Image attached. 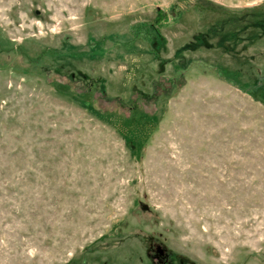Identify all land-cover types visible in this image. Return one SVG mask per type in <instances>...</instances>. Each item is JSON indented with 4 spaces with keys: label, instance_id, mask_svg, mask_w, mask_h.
Returning <instances> with one entry per match:
<instances>
[{
    "label": "rangeland",
    "instance_id": "1",
    "mask_svg": "<svg viewBox=\"0 0 264 264\" xmlns=\"http://www.w3.org/2000/svg\"><path fill=\"white\" fill-rule=\"evenodd\" d=\"M263 13L0 0V264H264Z\"/></svg>",
    "mask_w": 264,
    "mask_h": 264
},
{
    "label": "trees",
    "instance_id": "2",
    "mask_svg": "<svg viewBox=\"0 0 264 264\" xmlns=\"http://www.w3.org/2000/svg\"><path fill=\"white\" fill-rule=\"evenodd\" d=\"M263 16H264V13H263ZM261 18V17H260ZM263 19V18H262ZM52 55H53V59H54V64H57V58L60 57L61 55L59 54V52L57 51H52ZM185 70L181 69V67H177L176 71H175V74L172 78V88L175 89V87L177 86L176 82H179L180 79L183 78V74H184ZM221 77L224 78L225 80H227L229 83H232L234 85H236L237 87H239L240 89H243L247 94L249 95H255L256 97L258 95H262L264 94V69H261V68H255L253 70L254 72V77L253 79L251 80L252 81V84H246L245 83V86L246 87H243V85H239L234 79H232V74L230 73H227L223 70H219ZM234 74V73H233ZM236 75L239 77L241 75L240 72H236ZM237 77V78H238ZM172 89V90H173ZM103 92V91H102ZM171 93V92H170ZM171 95V94H170ZM131 103V99L129 101L126 102V105L128 106V104ZM134 109L133 107H130V110L131 112L133 113L134 112ZM146 116L150 117V118H153V116L151 117L149 114H145ZM127 121H130L131 119H126ZM129 124V123H128ZM153 240V239H150L149 242ZM147 256L148 258L151 259V257L149 256L148 252H147ZM152 260V259H151Z\"/></svg>",
    "mask_w": 264,
    "mask_h": 264
},
{
    "label": "flooded vegetation",
    "instance_id": "3",
    "mask_svg": "<svg viewBox=\"0 0 264 264\" xmlns=\"http://www.w3.org/2000/svg\"><path fill=\"white\" fill-rule=\"evenodd\" d=\"M148 254L155 264H170V253L167 251L164 245L155 240L149 242ZM183 264V263H182Z\"/></svg>",
    "mask_w": 264,
    "mask_h": 264
}]
</instances>
